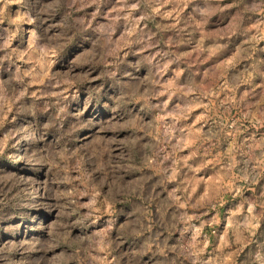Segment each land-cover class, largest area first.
<instances>
[{"label":"clouds","instance_id":"obj_1","mask_svg":"<svg viewBox=\"0 0 264 264\" xmlns=\"http://www.w3.org/2000/svg\"><path fill=\"white\" fill-rule=\"evenodd\" d=\"M0 264H264V0H0Z\"/></svg>","mask_w":264,"mask_h":264}]
</instances>
